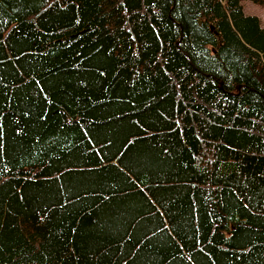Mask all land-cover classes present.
<instances>
[{
	"label": "trees",
	"instance_id": "obj_1",
	"mask_svg": "<svg viewBox=\"0 0 264 264\" xmlns=\"http://www.w3.org/2000/svg\"><path fill=\"white\" fill-rule=\"evenodd\" d=\"M242 1L0 0V264H264Z\"/></svg>",
	"mask_w": 264,
	"mask_h": 264
},
{
	"label": "rangeland",
	"instance_id": "obj_2",
	"mask_svg": "<svg viewBox=\"0 0 264 264\" xmlns=\"http://www.w3.org/2000/svg\"><path fill=\"white\" fill-rule=\"evenodd\" d=\"M242 8H243V13L245 15H252L256 16L259 21L261 27H264V8L254 4L251 1L245 0L241 2Z\"/></svg>",
	"mask_w": 264,
	"mask_h": 264
}]
</instances>
